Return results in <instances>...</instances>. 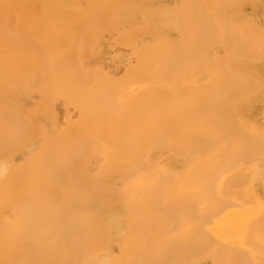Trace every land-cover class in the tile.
<instances>
[{"label": "bare ground", "instance_id": "1", "mask_svg": "<svg viewBox=\"0 0 264 264\" xmlns=\"http://www.w3.org/2000/svg\"><path fill=\"white\" fill-rule=\"evenodd\" d=\"M0 264H264V0H0Z\"/></svg>", "mask_w": 264, "mask_h": 264}]
</instances>
